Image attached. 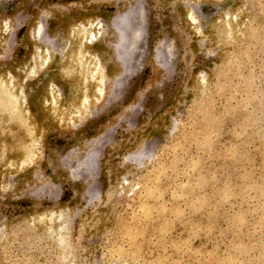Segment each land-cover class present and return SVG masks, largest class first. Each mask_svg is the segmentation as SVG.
I'll list each match as a JSON object with an SVG mask.
<instances>
[{
	"label": "rangeland",
	"instance_id": "obj_1",
	"mask_svg": "<svg viewBox=\"0 0 264 264\" xmlns=\"http://www.w3.org/2000/svg\"><path fill=\"white\" fill-rule=\"evenodd\" d=\"M77 19L105 30L89 64ZM33 25L52 61L24 130L0 107V264H264V0H0V73Z\"/></svg>",
	"mask_w": 264,
	"mask_h": 264
},
{
	"label": "bare ground",
	"instance_id": "obj_2",
	"mask_svg": "<svg viewBox=\"0 0 264 264\" xmlns=\"http://www.w3.org/2000/svg\"><path fill=\"white\" fill-rule=\"evenodd\" d=\"M127 15V12L118 15L116 22L117 24H119V27L113 26L116 33H118L120 39H123V42L124 37H122L121 35H123L122 31L123 27L125 26V19L126 17H128ZM226 20H228V18ZM39 30V26L33 25L29 27L26 31L25 39L28 44V53L26 54L23 63L20 64L18 68H16V73H13L11 70L8 69L0 73V107L6 109L5 111H7V113L9 112L12 117H17L20 119L23 128L21 130H24V127L27 126L26 111H23L25 108V97L21 87L22 83L25 79H28V77L35 76L37 72L45 68L48 63L52 61V56L50 54V41L48 42L46 39L39 37L41 36V32ZM104 31L105 30L101 26L96 25L89 20H75L70 28V40L66 43L67 48L70 46V49L68 48L67 50L66 48L65 50V54L67 55V61L71 60L73 62V60L76 59L79 62L85 61L86 64H89L87 62H91L92 60H94V58L91 57V52L88 50V48L99 38L103 37ZM37 36L39 38H37ZM114 48L117 49L120 47ZM120 49L118 50L120 51ZM45 95V98L48 96V98L50 99L49 101H53L54 104H56V91L54 90V88H51L49 86ZM133 157L137 158L135 156ZM62 237L63 235H57V238L59 240L58 242L60 244L65 242L63 241Z\"/></svg>",
	"mask_w": 264,
	"mask_h": 264
}]
</instances>
